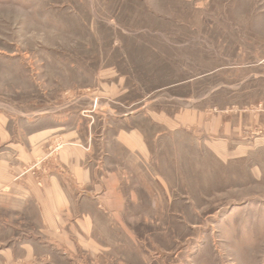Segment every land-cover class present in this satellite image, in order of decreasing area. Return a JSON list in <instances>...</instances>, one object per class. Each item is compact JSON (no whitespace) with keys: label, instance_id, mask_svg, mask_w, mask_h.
Segmentation results:
<instances>
[{"label":"rangeland","instance_id":"rangeland-1","mask_svg":"<svg viewBox=\"0 0 264 264\" xmlns=\"http://www.w3.org/2000/svg\"><path fill=\"white\" fill-rule=\"evenodd\" d=\"M188 109L208 132L151 119ZM57 125L54 157L73 129L95 157L123 158L113 136L139 128L152 161L128 170L97 245L39 238L34 264H264V0H0V153ZM216 139L246 153L222 159ZM7 205L0 248L44 237L33 207Z\"/></svg>","mask_w":264,"mask_h":264},{"label":"crops","instance_id":"crops-1","mask_svg":"<svg viewBox=\"0 0 264 264\" xmlns=\"http://www.w3.org/2000/svg\"><path fill=\"white\" fill-rule=\"evenodd\" d=\"M153 113L152 121L162 125L168 134L194 125L206 132L209 129L200 111L188 109L175 115ZM214 118L223 124L218 120L220 116ZM60 129L58 125L44 127L30 133L24 142L9 141L10 152L0 153V198L8 202L9 208L20 212L33 207L40 223L38 230L44 235L30 236L19 240L17 245L0 248L4 264H25L24 261L34 264L39 254L36 243L39 238L72 251L75 245H97L94 233L100 225L99 217L103 213L111 218L118 216L125 208L123 183L130 174L128 170L132 171L131 175L136 170V175L150 173L152 152L147 134L139 128L121 129L113 136V142L126 155L120 159H111L107 153L104 158L95 157L92 144L79 143L78 133L73 129L63 135L70 145L54 157L48 152V144L60 136ZM220 130L225 133L224 126L219 125L213 133L219 135ZM210 148L222 159L246 153L240 147L229 149L224 139L212 141ZM29 161L36 163V167L33 172L24 173ZM154 178L161 183L159 173ZM18 250L23 254L18 255Z\"/></svg>","mask_w":264,"mask_h":264},{"label":"built area","instance_id":"built-area-1","mask_svg":"<svg viewBox=\"0 0 264 264\" xmlns=\"http://www.w3.org/2000/svg\"><path fill=\"white\" fill-rule=\"evenodd\" d=\"M59 148V147H58ZM34 168H35V166H29L25 171H24V173H27V172H33L34 171ZM23 173V174H24Z\"/></svg>","mask_w":264,"mask_h":264}]
</instances>
